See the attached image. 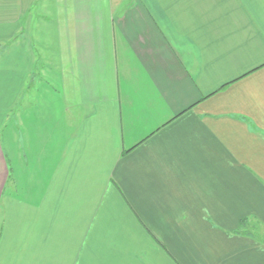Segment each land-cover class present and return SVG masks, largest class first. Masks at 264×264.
<instances>
[{"label":"crops","instance_id":"crops-1","mask_svg":"<svg viewBox=\"0 0 264 264\" xmlns=\"http://www.w3.org/2000/svg\"><path fill=\"white\" fill-rule=\"evenodd\" d=\"M0 264H264V0H0Z\"/></svg>","mask_w":264,"mask_h":264},{"label":"rangeland","instance_id":"rangeland-1","mask_svg":"<svg viewBox=\"0 0 264 264\" xmlns=\"http://www.w3.org/2000/svg\"><path fill=\"white\" fill-rule=\"evenodd\" d=\"M49 18V14L47 15ZM46 24H38L36 25L39 29L37 31L32 30V46L36 58L42 55L46 57H50L53 55V50L56 46L55 33L52 30V25L49 23L50 18L47 20ZM39 30V31H38ZM41 61V60H40ZM21 104V103H20ZM258 234V231H257ZM259 236H261V232H259Z\"/></svg>","mask_w":264,"mask_h":264},{"label":"trees","instance_id":"trees-1","mask_svg":"<svg viewBox=\"0 0 264 264\" xmlns=\"http://www.w3.org/2000/svg\"><path fill=\"white\" fill-rule=\"evenodd\" d=\"M245 231H248L249 232V225H248L247 220L246 219H243L239 223V229H238V232L237 233L238 234H241V233H244Z\"/></svg>","mask_w":264,"mask_h":264}]
</instances>
